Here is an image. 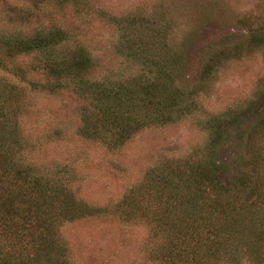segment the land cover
<instances>
[{
    "label": "trees",
    "instance_id": "16d2710c",
    "mask_svg": "<svg viewBox=\"0 0 264 264\" xmlns=\"http://www.w3.org/2000/svg\"><path fill=\"white\" fill-rule=\"evenodd\" d=\"M47 1L0 0V264H74L64 224L109 215L149 226L146 259L156 264H264V80L244 104L197 118L202 145L160 159L104 206L77 196L73 168L40 161L23 126L36 93L64 89L80 100L76 133L108 150L196 116L203 81L234 60L264 56V11L242 19L243 40L207 48L194 86L184 74L195 32L178 38L166 6L114 15L97 0H54L75 17L89 9L109 20L114 51L140 68L114 78L98 76L81 29L50 23L28 30Z\"/></svg>",
    "mask_w": 264,
    "mask_h": 264
},
{
    "label": "rangeland",
    "instance_id": "374dc122",
    "mask_svg": "<svg viewBox=\"0 0 264 264\" xmlns=\"http://www.w3.org/2000/svg\"><path fill=\"white\" fill-rule=\"evenodd\" d=\"M93 3V2H92ZM155 4L166 6L177 20L178 38L195 32L187 48L184 82L197 86L204 54L212 44L243 40L245 17L256 18L264 11L262 0H97L95 5L114 15L130 12L146 14ZM75 17L70 7L59 11L48 0L28 23V30L56 23L81 29V36L97 60L99 77L125 78L137 74L139 65L128 62L114 51L115 31L109 20L97 12L84 10ZM264 15V13H263ZM177 41V40H176ZM176 44V43H174ZM178 45V44H177ZM264 80V56L255 53L225 64L203 81L200 110L195 116L163 127H151L133 136L122 147L108 150L81 139L76 133L80 100L69 89L58 93H36L23 117V126L35 144L36 156L49 168L62 164L73 168L77 196L104 206L120 200L148 167L164 157L187 155L205 139L197 118L244 104L259 82ZM199 118V119H200ZM229 161L228 148L221 151ZM227 181L226 177H223ZM74 264H156L146 259L145 241L150 228L145 223H129L115 215L88 217L65 223L62 227Z\"/></svg>",
    "mask_w": 264,
    "mask_h": 264
}]
</instances>
